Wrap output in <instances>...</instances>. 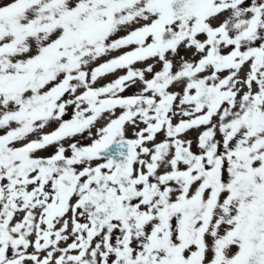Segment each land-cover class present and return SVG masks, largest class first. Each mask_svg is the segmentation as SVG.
<instances>
[{"label": "snow or ice", "instance_id": "6c2138e0", "mask_svg": "<svg viewBox=\"0 0 264 264\" xmlns=\"http://www.w3.org/2000/svg\"><path fill=\"white\" fill-rule=\"evenodd\" d=\"M0 264H264V0H0Z\"/></svg>", "mask_w": 264, "mask_h": 264}]
</instances>
